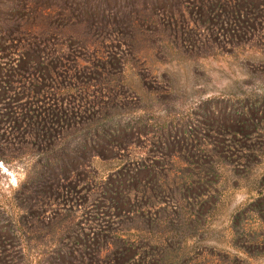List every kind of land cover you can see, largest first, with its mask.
Here are the masks:
<instances>
[{
	"label": "rangeland",
	"instance_id": "1",
	"mask_svg": "<svg viewBox=\"0 0 264 264\" xmlns=\"http://www.w3.org/2000/svg\"><path fill=\"white\" fill-rule=\"evenodd\" d=\"M62 2L0 0V22L29 30L0 29V241L19 249L14 264H42L94 221L110 231L103 244L160 246L158 264H264L235 233L257 225L236 215L264 196V137L252 155L221 147L264 131V0ZM61 105L72 125L18 140V110ZM191 144L206 152L194 158ZM48 159L60 182L40 177ZM134 162L165 173L168 190L151 192L153 173Z\"/></svg>",
	"mask_w": 264,
	"mask_h": 264
},
{
	"label": "trees",
	"instance_id": "2",
	"mask_svg": "<svg viewBox=\"0 0 264 264\" xmlns=\"http://www.w3.org/2000/svg\"><path fill=\"white\" fill-rule=\"evenodd\" d=\"M62 1V6L64 5V7L66 6L68 9L73 10V3H70V0ZM224 7L227 8L226 3H224V6L222 4V8ZM228 8H230V6H228ZM230 10L231 11H228L226 15H232V17L235 19L240 18L242 15H250V12L237 7L235 9H232L231 7ZM58 11L59 18L61 19L70 21L73 17L72 13L65 12V10H62L61 8H59ZM260 15L263 17L264 11L263 13H260ZM27 25L28 24H26V26H23V23H11L2 21L0 22V29L5 30L7 33H17V35L21 37L26 31H29ZM16 26H18L19 28ZM34 39H36V41L38 40V38ZM41 40L42 39H40V41ZM58 108L60 109L51 111L45 117H42L40 113L31 114L24 108L18 110L17 113L19 114V116H23L22 120H16L15 118L13 119V127L15 129L14 133L16 134L17 138H19L18 140L20 141V137H32L37 140L44 139L46 137V135L44 134L48 132L47 130H55L61 128L62 125H66L67 123L69 125H72V119H74V117L77 115L76 110H74V108L69 109L67 107H64L63 105ZM190 135L192 136L193 134H187V137ZM241 135L245 138L244 141L237 142L232 145H227L226 141H223L221 143L222 149L228 146V150L230 152H234V149L236 148L238 149V151H242L244 153L246 152L250 155L256 153L257 149L251 148V146H248V143H252L253 141L258 140L259 137H264V131L258 129L255 132L249 134L241 133ZM14 142L17 143L16 139H13V145L15 144ZM18 143L20 144V142ZM164 143L165 142H162V145ZM0 144L3 145L4 142L1 140ZM189 146L190 149L188 153H190L194 158H199L206 152V150L200 145L191 144ZM52 161L51 159H48L39 175L41 178L45 179V181H48L46 180V178H49L53 182H60V180H62L63 176L66 174V171H63L62 174L60 171L55 170L57 169V167L56 165H54V163H52L51 167ZM133 165L136 173H139L141 171H149L153 173L154 178L152 179L153 181L150 184V186L152 187L150 190L151 192H155L157 194L160 191L168 190L169 185L164 179L166 174L161 173V171H159L157 167L151 168L147 164H140L138 162H134ZM202 170L204 171L205 177H207L208 175L216 174V168L211 166L206 167ZM191 175L194 178L198 177L196 173ZM122 183L124 184L123 188L116 193L119 197H121L123 192L127 190L125 188L126 182L123 181ZM192 183H194L192 179L183 181L184 185L193 186L194 184ZM43 187L45 189H48L46 185H44ZM52 189L53 188H51V190ZM141 189L147 190L145 186H143L142 188H138L135 191L141 193L144 191ZM131 200V198L125 200V203H127L126 201L131 202ZM111 201L115 202V199H112ZM122 204L125 205L124 202ZM247 212L252 213L255 216L253 220L247 217ZM244 216H246V223H257V225H254L256 227L253 231L250 229L245 231V229L243 228H241V230L240 228H236L235 233L238 237L237 241L239 239H242L241 241H243V244H239L238 247L251 255H256V253H264V196H258L256 200L250 203L247 210L238 212V214L236 215V220L238 221L236 223L239 224L241 220L244 219ZM73 231V236L76 239L75 244L72 246L60 245L59 247H56L55 251L45 253L44 258L42 259V264H158L159 260L156 261L154 255H157V257H161V259H163L165 255V251H163L161 248H158L160 246L157 245L153 247L150 243L146 244L144 251L141 250L139 246L133 243L130 245L115 244L113 246L103 244V241L110 236V231H108L104 226L98 224L96 221L93 222L91 231L88 233H81L76 229ZM11 249V245L0 241V264L15 263L14 255L20 254V251L18 249V252H13L11 251ZM154 251L157 252L155 253ZM183 262L184 264L188 263V261ZM169 264H178V262L176 260H172Z\"/></svg>",
	"mask_w": 264,
	"mask_h": 264
}]
</instances>
